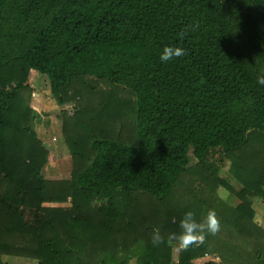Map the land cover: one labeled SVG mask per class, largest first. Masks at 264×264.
Masks as SVG:
<instances>
[{
	"label": "trees",
	"instance_id": "1",
	"mask_svg": "<svg viewBox=\"0 0 264 264\" xmlns=\"http://www.w3.org/2000/svg\"><path fill=\"white\" fill-rule=\"evenodd\" d=\"M189 25L195 30L181 39ZM166 45L187 55L164 63ZM30 70L46 77L57 105L73 104L71 115L60 111L73 164L67 180L40 175L47 149L32 129ZM262 72L264 0H0V258L195 264L220 252L222 263L200 264H223L222 249L206 240L173 258L166 238L187 212L166 204L170 190L182 173L199 171L210 189L222 185L238 199L223 217V249L242 264H264V229L250 204L252 196L264 202ZM122 118L134 128L127 140ZM213 151L229 161L239 189L206 164ZM138 197L153 204L147 225L132 220ZM154 226L165 237L158 246Z\"/></svg>",
	"mask_w": 264,
	"mask_h": 264
},
{
	"label": "rangeland",
	"instance_id": "2",
	"mask_svg": "<svg viewBox=\"0 0 264 264\" xmlns=\"http://www.w3.org/2000/svg\"><path fill=\"white\" fill-rule=\"evenodd\" d=\"M26 83L30 84V95L27 100L29 108L32 110V129L36 134V137L48 144L46 161L41 168H43V178L46 181H63L67 180L70 175V170L72 168V159L67 151V147L63 141V135L61 132V115L60 111H65L68 115H71L73 105L72 102L59 106L56 104L55 99L52 98L49 92L48 81L46 77L42 74H39L35 71H29L27 75ZM99 87L108 88L104 84L100 83ZM38 94V95H35ZM117 95L121 98L124 97L130 98L124 90L117 91ZM92 105L96 104V98L91 101ZM123 126L120 128L119 136L120 140H127L132 135L131 123L128 118H122ZM112 131L117 130L116 122L111 124ZM135 135V133H134ZM45 140V141H43ZM189 153L190 150H189ZM217 151L210 152L207 156L206 164L210 167L216 168L215 176L223 178L224 182L230 185L234 190L241 187V183L237 180L231 170L230 163L226 158H222ZM189 165L193 164L194 160L190 157L188 161ZM201 173L194 171L190 173L188 171L182 173L175 185L170 190V194L167 197L166 204L173 207H186L187 211H192L195 214L197 221L202 220L210 209H214L219 220H220V230L215 235H207L206 241L208 242L212 250H221L222 256H224L223 264H242L241 260H233L230 251H225L223 249V243L228 239V226L226 229L222 226L223 217H226L227 206L232 207L238 203L236 196L227 190L222 185H217L213 189H210V186L204 180L200 179ZM138 212L135 213L132 220L136 221V224L139 226L147 225L152 221L150 211H147L146 208H151L153 204H149L147 198L138 197ZM261 199L259 197L252 196L250 197V204L253 212H259L260 210ZM68 202H43L42 206H68ZM147 204V205H146ZM257 209V210H256ZM22 215L25 221H32V210L23 208ZM153 228H156L154 226ZM227 231V232H226ZM169 235H166L168 239ZM169 246L171 247V255L174 258L179 248L175 241H168ZM134 246V244H133ZM219 253H215L218 256V261H221L219 258ZM209 256L214 254H208ZM264 257V253L262 255ZM1 261L5 260L6 262L13 264H32L34 262L30 258L22 256H9L2 255ZM196 260V259H195ZM194 260V262H195ZM15 262V263H14ZM203 260L199 261L200 264ZM222 263V261L220 262ZM129 264H135L134 258L130 259Z\"/></svg>",
	"mask_w": 264,
	"mask_h": 264
},
{
	"label": "clouds",
	"instance_id": "3",
	"mask_svg": "<svg viewBox=\"0 0 264 264\" xmlns=\"http://www.w3.org/2000/svg\"><path fill=\"white\" fill-rule=\"evenodd\" d=\"M190 30L194 31L195 28L189 25L178 35L182 39ZM185 55H187V52L184 48L176 45H166L160 53V60L167 63ZM257 83L264 85V72L257 76ZM179 226L181 231L178 234L170 233L168 240L175 241L179 249L186 250L192 246L203 244L207 235L217 234L220 230V220L214 209H210L207 215L200 221H197L194 212L187 211L181 218ZM151 242L154 246L165 242V237L162 235L159 227L153 228Z\"/></svg>",
	"mask_w": 264,
	"mask_h": 264
},
{
	"label": "crops",
	"instance_id": "4",
	"mask_svg": "<svg viewBox=\"0 0 264 264\" xmlns=\"http://www.w3.org/2000/svg\"><path fill=\"white\" fill-rule=\"evenodd\" d=\"M30 71H34V70H30ZM36 72V71H35ZM35 95H38V94H35ZM43 141H45V140H43ZM43 143H45V142H43ZM46 147L48 148L49 146H48V144L46 143ZM260 210H259V212H253V217H252V221L257 225V226H259V227H261V228H263L264 229V219H263V213H264V202L263 201H261V203H260ZM257 210V209H256ZM212 256L213 255H211V256H209L208 254L207 255H204V256H202V257H199V258H196V260H195V264L196 263H199V261H201V260H203V261H207V260H211V261H213V262H218V260H212ZM2 262H5L6 264H13V263H9V262H6L5 260H2ZM15 263V262H14ZM202 263V262H201Z\"/></svg>",
	"mask_w": 264,
	"mask_h": 264
},
{
	"label": "water",
	"instance_id": "5",
	"mask_svg": "<svg viewBox=\"0 0 264 264\" xmlns=\"http://www.w3.org/2000/svg\"><path fill=\"white\" fill-rule=\"evenodd\" d=\"M43 145H44L45 147L47 146L46 143H43ZM43 172H44L43 168H40V175H41V176H43Z\"/></svg>",
	"mask_w": 264,
	"mask_h": 264
},
{
	"label": "built area",
	"instance_id": "6",
	"mask_svg": "<svg viewBox=\"0 0 264 264\" xmlns=\"http://www.w3.org/2000/svg\"><path fill=\"white\" fill-rule=\"evenodd\" d=\"M29 86H30V84H29ZM204 255H207V254H204ZM212 260H218V258L216 256H212Z\"/></svg>",
	"mask_w": 264,
	"mask_h": 264
}]
</instances>
